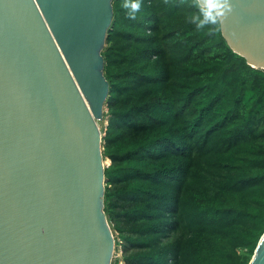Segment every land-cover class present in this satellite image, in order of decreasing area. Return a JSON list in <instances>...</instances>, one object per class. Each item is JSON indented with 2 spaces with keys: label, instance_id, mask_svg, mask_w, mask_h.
Returning a JSON list of instances; mask_svg holds the SVG:
<instances>
[{
  "label": "trees",
  "instance_id": "16d2710c",
  "mask_svg": "<svg viewBox=\"0 0 264 264\" xmlns=\"http://www.w3.org/2000/svg\"><path fill=\"white\" fill-rule=\"evenodd\" d=\"M112 1L101 137L112 264H249L264 234V70L187 22Z\"/></svg>",
  "mask_w": 264,
  "mask_h": 264
},
{
  "label": "water",
  "instance_id": "95a60500",
  "mask_svg": "<svg viewBox=\"0 0 264 264\" xmlns=\"http://www.w3.org/2000/svg\"><path fill=\"white\" fill-rule=\"evenodd\" d=\"M112 1L0 0V264H111L98 125ZM232 3L223 37L264 70V0Z\"/></svg>",
  "mask_w": 264,
  "mask_h": 264
},
{
  "label": "clouds",
  "instance_id": "9594fccd",
  "mask_svg": "<svg viewBox=\"0 0 264 264\" xmlns=\"http://www.w3.org/2000/svg\"><path fill=\"white\" fill-rule=\"evenodd\" d=\"M142 6V0H123L120 5L130 19H136ZM188 6L194 11L189 12L187 22L196 31H206L209 35L220 31L234 7L232 0H188Z\"/></svg>",
  "mask_w": 264,
  "mask_h": 264
},
{
  "label": "rangeland",
  "instance_id": "374dc122",
  "mask_svg": "<svg viewBox=\"0 0 264 264\" xmlns=\"http://www.w3.org/2000/svg\"><path fill=\"white\" fill-rule=\"evenodd\" d=\"M104 112H105V109L103 110V114H104ZM106 126V118L104 117V116H102V118H101V120H100V122H99V125H98V129H99V131H100V133H101V137L103 136V134H102V130L104 129V127ZM107 160H104L103 159V165L106 167V165L108 164L107 162H106ZM112 235H113V233H112ZM113 238H114V236H113ZM120 251L118 250H116L115 249V245H114V250H113V254H112V258H111V264H112V262H113V260H115V259H120ZM118 264H123L122 262H119Z\"/></svg>",
  "mask_w": 264,
  "mask_h": 264
},
{
  "label": "bare ground",
  "instance_id": "6f19581e",
  "mask_svg": "<svg viewBox=\"0 0 264 264\" xmlns=\"http://www.w3.org/2000/svg\"><path fill=\"white\" fill-rule=\"evenodd\" d=\"M108 163V160L106 161ZM264 238V237H263Z\"/></svg>",
  "mask_w": 264,
  "mask_h": 264
}]
</instances>
